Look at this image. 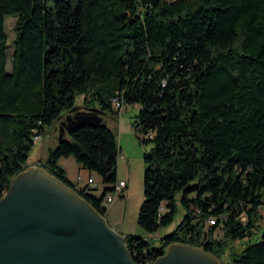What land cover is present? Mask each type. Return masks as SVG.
I'll return each instance as SVG.
<instances>
[{
	"label": "trees",
	"instance_id": "1",
	"mask_svg": "<svg viewBox=\"0 0 264 264\" xmlns=\"http://www.w3.org/2000/svg\"><path fill=\"white\" fill-rule=\"evenodd\" d=\"M115 98L141 105L138 224L156 231L173 222L178 199L186 208L160 244L125 234L132 258L152 264L180 242L220 264H264V0H0V198L48 131L57 145L39 165L105 216L118 183L117 129L104 119L59 134L80 110L121 114ZM63 155L101 175L100 197L90 182L72 183ZM237 240L246 242L224 260Z\"/></svg>",
	"mask_w": 264,
	"mask_h": 264
},
{
	"label": "water",
	"instance_id": "2",
	"mask_svg": "<svg viewBox=\"0 0 264 264\" xmlns=\"http://www.w3.org/2000/svg\"><path fill=\"white\" fill-rule=\"evenodd\" d=\"M99 118L80 110L60 126L59 137L66 128ZM169 246L152 264H215L213 254L201 247ZM0 264L140 263L132 258L125 234L72 186L29 167L0 198Z\"/></svg>",
	"mask_w": 264,
	"mask_h": 264
},
{
	"label": "rangeland",
	"instance_id": "3",
	"mask_svg": "<svg viewBox=\"0 0 264 264\" xmlns=\"http://www.w3.org/2000/svg\"><path fill=\"white\" fill-rule=\"evenodd\" d=\"M17 16L9 15L6 17V29L9 35V42L12 44L13 39L16 35V25ZM13 67V46L9 47L8 51V61H7V69L11 70ZM83 99L82 95L77 96V101L81 102ZM140 103H131L127 105V107L123 110L121 119H124L128 124L133 128L135 134V141L137 145L133 146L131 150V156H129V149L126 146H122L118 157V173L117 179L127 180L128 187L124 188L123 196H118L113 202L111 200L105 198L104 204L107 206V212L105 218L109 222V225L115 228L122 234H136L140 236H144L146 238L151 239L155 244H160V238L173 231L176 226L182 220L184 214L186 213V208L182 205L181 201L178 199L177 201V213L173 220V222L167 226L161 227L156 231H148L141 227L138 224V215L141 203L143 201L144 196V158L143 152L145 149V144L141 143L137 137L135 132L133 123L135 119V115L138 113L140 109ZM99 120L103 121L107 119L105 115H99ZM108 120V119H107ZM111 126H114V122L112 120H108ZM118 130V129H117ZM119 131H118V139H119ZM126 140V139H125ZM57 145V141L54 137H52L48 131L43 133V138L36 141L34 146L29 152L27 163L29 167L41 168L44 169V165H39V162H44L50 148H54ZM119 145L121 146L120 142ZM153 143L150 142L147 144V147H152ZM128 150V151H127ZM59 164L64 167L68 178L77 185L84 186L88 183L89 175H92L95 178V182L90 183V191L100 197L103 193L104 187L107 185L101 175L97 171H89L88 168L84 167L82 163L77 161V159L73 155H63L59 158ZM45 171L46 168L44 169ZM112 191V190H111ZM180 195H178V198ZM260 214L258 217V223L260 228L264 227V209H260ZM245 240L235 241L232 243V247L228 252L225 253L223 259L226 260L229 257V252L233 248L241 249L245 244ZM174 244H185L180 242H175ZM170 246L167 247V249ZM203 249V248H202ZM206 251V250H205ZM208 252V251H207ZM211 253V252H209ZM213 254V253H211ZM215 264H219V259L213 254L212 258Z\"/></svg>",
	"mask_w": 264,
	"mask_h": 264
},
{
	"label": "crops",
	"instance_id": "4",
	"mask_svg": "<svg viewBox=\"0 0 264 264\" xmlns=\"http://www.w3.org/2000/svg\"><path fill=\"white\" fill-rule=\"evenodd\" d=\"M121 116H123V114H118L116 112L115 115H110L107 117V119L112 120L114 122V128L118 129L117 131H119V142L121 144V149L122 146H126L129 149V156H127L128 158H130V154H131V150L133 148V146L137 145L135 139V134L133 131L132 126L130 125V123L128 124L126 121L124 122V119H121ZM57 129V128H56ZM52 137H54L52 135V133L48 132ZM43 138V134L41 135V138ZM55 138V137H54ZM126 139V140H125ZM128 151V150H127ZM127 181V180H126ZM128 187V182L125 186V188Z\"/></svg>",
	"mask_w": 264,
	"mask_h": 264
},
{
	"label": "built area",
	"instance_id": "5",
	"mask_svg": "<svg viewBox=\"0 0 264 264\" xmlns=\"http://www.w3.org/2000/svg\"><path fill=\"white\" fill-rule=\"evenodd\" d=\"M115 106L117 109L120 110V113H122L123 110L126 108V105L122 103L121 101H115ZM36 137L38 141L41 138V135L36 136ZM88 182L90 183L95 182V178L89 175ZM126 184H127L126 180H120V181L118 180V183L116 184L115 188L111 192L108 193L111 195V202H113L118 196H120V194L124 191ZM211 221L214 222L213 219Z\"/></svg>",
	"mask_w": 264,
	"mask_h": 264
},
{
	"label": "bare ground",
	"instance_id": "6",
	"mask_svg": "<svg viewBox=\"0 0 264 264\" xmlns=\"http://www.w3.org/2000/svg\"><path fill=\"white\" fill-rule=\"evenodd\" d=\"M114 101H120V100H118V99L115 98ZM36 138H37V137H36ZM36 140H37V139H36ZM108 199L111 200V195H110V194H108Z\"/></svg>",
	"mask_w": 264,
	"mask_h": 264
},
{
	"label": "flooded vegetation",
	"instance_id": "7",
	"mask_svg": "<svg viewBox=\"0 0 264 264\" xmlns=\"http://www.w3.org/2000/svg\"><path fill=\"white\" fill-rule=\"evenodd\" d=\"M40 168H43V167L40 166ZM44 169H45V168H44Z\"/></svg>",
	"mask_w": 264,
	"mask_h": 264
}]
</instances>
